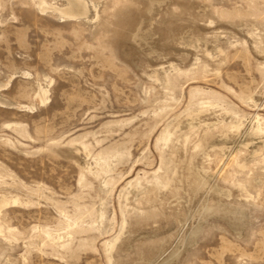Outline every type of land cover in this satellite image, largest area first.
<instances>
[{
	"label": "rangeland",
	"instance_id": "374dc122",
	"mask_svg": "<svg viewBox=\"0 0 264 264\" xmlns=\"http://www.w3.org/2000/svg\"><path fill=\"white\" fill-rule=\"evenodd\" d=\"M82 1L0 0V264H264V0Z\"/></svg>",
	"mask_w": 264,
	"mask_h": 264
},
{
	"label": "bare ground",
	"instance_id": "6f19581e",
	"mask_svg": "<svg viewBox=\"0 0 264 264\" xmlns=\"http://www.w3.org/2000/svg\"><path fill=\"white\" fill-rule=\"evenodd\" d=\"M52 1V0H51ZM65 5L62 8L56 6L53 2H48L47 0H37V5L41 11H46L47 9H51L59 13L62 18H78L85 14V7L82 0H65ZM42 92V90H41ZM45 93V92H44ZM41 95L38 93L40 100L44 101L46 99L45 95ZM6 205V201L0 198V209Z\"/></svg>",
	"mask_w": 264,
	"mask_h": 264
}]
</instances>
